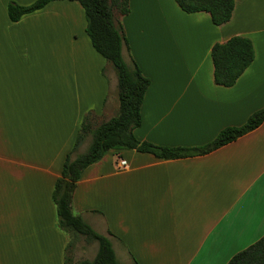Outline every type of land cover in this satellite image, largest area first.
I'll return each mask as SVG.
<instances>
[{"label": "crops", "instance_id": "obj_1", "mask_svg": "<svg viewBox=\"0 0 264 264\" xmlns=\"http://www.w3.org/2000/svg\"><path fill=\"white\" fill-rule=\"evenodd\" d=\"M32 1L0 0V264H63L69 238L55 227L54 180L83 115L99 122L117 109L114 71L92 48L81 6L52 0L8 19V2ZM127 2L121 54L148 79L138 140L201 146L264 104V0H233L220 25L174 0ZM234 35L250 40L253 59L232 85L215 84L210 48ZM71 210L120 264H225L264 233V118L204 154L108 150L82 170ZM84 241L72 240L74 264ZM84 243L91 259L96 244Z\"/></svg>", "mask_w": 264, "mask_h": 264}, {"label": "trees", "instance_id": "obj_2", "mask_svg": "<svg viewBox=\"0 0 264 264\" xmlns=\"http://www.w3.org/2000/svg\"><path fill=\"white\" fill-rule=\"evenodd\" d=\"M52 0H33L27 5L6 4L10 21L42 8ZM82 8L84 31L92 48L113 69L116 80V112L106 120L95 122L90 113L83 115L73 146L65 155L59 176L55 178L51 199L55 211V227L67 234L69 240L63 252V264H72V240L82 237L96 243L92 259L75 264H120L114 256L109 239L94 231L78 214L71 210V196L82 170L111 149H135L158 159H171L207 153L255 128L264 118V104L252 112L239 126H227L201 146H159L138 140L133 129L141 121L140 105L148 79L134 62L127 64L121 54L125 38L119 17L128 12L127 0H69ZM184 12H206L212 24L220 25L231 15L233 0H174ZM213 82L230 86L253 59V47L248 38L234 35L210 48ZM89 136L85 150L75 153L82 140ZM74 153V155H73ZM225 264H264V233L256 241L233 254Z\"/></svg>", "mask_w": 264, "mask_h": 264}, {"label": "rangeland", "instance_id": "obj_3", "mask_svg": "<svg viewBox=\"0 0 264 264\" xmlns=\"http://www.w3.org/2000/svg\"><path fill=\"white\" fill-rule=\"evenodd\" d=\"M84 242L83 243L79 242L77 249L75 251V254L73 255L74 260H81V259L89 258L92 256L93 251L90 249L91 243L89 246V243H84ZM74 262L75 261L72 260V264H74Z\"/></svg>", "mask_w": 264, "mask_h": 264}, {"label": "built area", "instance_id": "obj_4", "mask_svg": "<svg viewBox=\"0 0 264 264\" xmlns=\"http://www.w3.org/2000/svg\"><path fill=\"white\" fill-rule=\"evenodd\" d=\"M117 165H118L119 167H123V166L125 165V161L122 160V159H120V160H118Z\"/></svg>", "mask_w": 264, "mask_h": 264}]
</instances>
